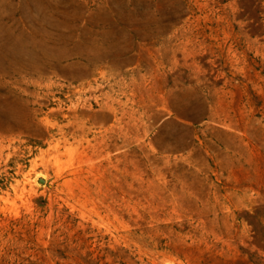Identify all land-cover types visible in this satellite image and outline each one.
<instances>
[{"label":"rangeland","instance_id":"374dc122","mask_svg":"<svg viewBox=\"0 0 264 264\" xmlns=\"http://www.w3.org/2000/svg\"><path fill=\"white\" fill-rule=\"evenodd\" d=\"M0 264H264V0H0Z\"/></svg>","mask_w":264,"mask_h":264}]
</instances>
